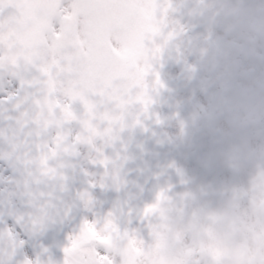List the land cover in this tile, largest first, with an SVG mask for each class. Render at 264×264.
<instances>
[{
  "label": "snow or ice",
  "instance_id": "6c2138e0",
  "mask_svg": "<svg viewBox=\"0 0 264 264\" xmlns=\"http://www.w3.org/2000/svg\"><path fill=\"white\" fill-rule=\"evenodd\" d=\"M170 7L154 0H0V120L7 122L0 125V195L17 182L41 194L31 199L22 187L0 206V248L15 246L8 264H31L26 247L38 237L58 239L57 227L68 241L62 264H106L105 257L120 264L99 240L81 241L89 229L113 242L129 235L97 205L116 141L143 127L150 92L163 87L153 62L172 35L164 32ZM102 111L120 122L100 121Z\"/></svg>",
  "mask_w": 264,
  "mask_h": 264
},
{
  "label": "clouds",
  "instance_id": "9594fccd",
  "mask_svg": "<svg viewBox=\"0 0 264 264\" xmlns=\"http://www.w3.org/2000/svg\"><path fill=\"white\" fill-rule=\"evenodd\" d=\"M203 8L206 91L189 123L210 137L197 159L210 178L166 166L175 183H157L141 215L146 259L264 264V0H215Z\"/></svg>",
  "mask_w": 264,
  "mask_h": 264
},
{
  "label": "water",
  "instance_id": "95a60500",
  "mask_svg": "<svg viewBox=\"0 0 264 264\" xmlns=\"http://www.w3.org/2000/svg\"><path fill=\"white\" fill-rule=\"evenodd\" d=\"M10 114H12L11 111H10ZM5 123L7 122L0 120V125H3ZM12 123L15 124V121H13ZM0 131H4V128L2 126H0ZM7 134L10 136L14 135L15 134L14 129H11V128L8 129ZM52 179L54 180L55 177H53ZM37 183L38 181L35 178H33L32 185L35 186ZM15 186L18 192L23 187L25 189L26 194L31 199H35L37 198V196L41 195L40 193L32 192L31 189L28 188L26 183L17 182ZM46 195H51V193H46ZM56 230L59 235H58V239L54 241L45 242L43 237L36 238L35 247L32 246L33 252L35 255V263L37 261L43 262V261L51 259L53 264H62V260L59 257V252L63 248V245H64L65 233H63L62 228L60 227H57ZM45 249L47 251H44ZM14 256H15V246L14 245H10L7 249L0 248V264H8V260L14 258Z\"/></svg>",
  "mask_w": 264,
  "mask_h": 264
},
{
  "label": "rangeland",
  "instance_id": "374dc122",
  "mask_svg": "<svg viewBox=\"0 0 264 264\" xmlns=\"http://www.w3.org/2000/svg\"><path fill=\"white\" fill-rule=\"evenodd\" d=\"M176 79H177V76L175 75V80ZM168 80H174V77L168 78ZM167 115H168V113H167ZM167 115L165 116L166 118H167ZM170 137H173V136H170ZM170 140H172V139L170 138ZM134 146L136 149H140V147H142L138 140L134 141ZM173 147H175V146H173ZM170 148L173 150L172 147H170ZM149 153L153 158H155L157 160L155 164H157L158 161H160V160L164 161V159H165L163 157L164 152H159V148L155 149L153 147V148H151ZM12 195H15L14 191H8L7 193L0 195V206H2L3 203L7 200V198L9 196H12ZM105 206H108V205L105 203ZM120 227H121L122 231H127L129 233V235L124 236V239L120 240L118 243L119 250H123L124 252L128 251L130 253L127 256V260L125 262L127 264H133V259H134L133 254L135 253V257H136V259H138L141 256L142 252H144L145 261H146V264H148V260L146 259V248L144 246L146 243V241H144V239L146 240V229L144 227L143 228L133 227L127 223L121 225ZM25 255L28 258H30V252L27 250V247L25 250ZM114 256L119 258L120 264H123V261L119 255L114 253Z\"/></svg>",
  "mask_w": 264,
  "mask_h": 264
},
{
  "label": "flooded vegetation",
  "instance_id": "af4514ba",
  "mask_svg": "<svg viewBox=\"0 0 264 264\" xmlns=\"http://www.w3.org/2000/svg\"><path fill=\"white\" fill-rule=\"evenodd\" d=\"M212 4H214L215 3V0H209ZM208 4V3H207ZM204 32H205V29H204ZM206 33V32H205ZM198 145L201 147V152H200V154H197L196 156H193V161L196 163V166L197 167H199L198 165H197V159L199 158V157H201L205 152H206V150H205V146H206V142H205V140L204 139H202L199 143H198Z\"/></svg>",
  "mask_w": 264,
  "mask_h": 264
}]
</instances>
